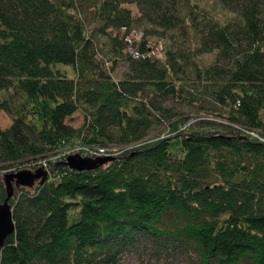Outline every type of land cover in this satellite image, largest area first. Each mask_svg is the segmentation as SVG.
I'll use <instances>...</instances> for the list:
<instances>
[{"label": "trees", "instance_id": "trees-1", "mask_svg": "<svg viewBox=\"0 0 264 264\" xmlns=\"http://www.w3.org/2000/svg\"><path fill=\"white\" fill-rule=\"evenodd\" d=\"M0 111V202L50 172L13 186L0 264H264V0H0ZM75 145L116 153L51 158Z\"/></svg>", "mask_w": 264, "mask_h": 264}, {"label": "water", "instance_id": "water-1", "mask_svg": "<svg viewBox=\"0 0 264 264\" xmlns=\"http://www.w3.org/2000/svg\"><path fill=\"white\" fill-rule=\"evenodd\" d=\"M112 156H99L96 158L83 157L79 154L68 156L66 163L74 170H93L100 165L112 160ZM49 173L42 167L32 171L29 169L20 170L17 172L5 173L3 176V183L5 187L6 196L0 202V246L3 244L6 236L14 231V224L11 215V207L9 199L13 193V186L32 187L38 181L39 184L44 183L48 179Z\"/></svg>", "mask_w": 264, "mask_h": 264}, {"label": "rangeland", "instance_id": "rangeland-1", "mask_svg": "<svg viewBox=\"0 0 264 264\" xmlns=\"http://www.w3.org/2000/svg\"><path fill=\"white\" fill-rule=\"evenodd\" d=\"M131 9L135 16L139 14L135 6H131ZM135 25L145 28V25L143 24L136 23ZM149 38L153 43H156L157 46H159L158 44L163 45L165 50L171 44V40L168 39L167 37L149 36ZM130 48H132V46H130ZM215 57H216V51H213L211 53L197 55L194 59L199 64L208 65L214 61ZM124 64H125L124 62H121L118 65L117 70L115 72V75L117 78L122 77V72L125 69ZM184 110H185L184 114L188 113V111H190L189 112L190 114H197L196 111H194L193 109L191 110L190 108H187V107ZM82 121H83L82 114L80 112L74 114L73 117L69 120V122L73 124L74 126H79L82 123ZM10 122H11V117L4 111H0V128L7 127L10 124ZM64 150H67V148H64L62 151ZM60 156L62 157L63 153L53 155L51 156V158L56 159V158H59ZM98 156H103V155H98ZM85 157H91V156H85ZM42 168L45 170L46 167L45 168L42 167ZM182 261L183 260L181 258L180 259L177 258L175 260H172V259L166 260L164 258L160 260H155V259H151L149 255L145 253L128 252L121 256L119 264H184V262Z\"/></svg>", "mask_w": 264, "mask_h": 264}, {"label": "built area", "instance_id": "built-area-1", "mask_svg": "<svg viewBox=\"0 0 264 264\" xmlns=\"http://www.w3.org/2000/svg\"><path fill=\"white\" fill-rule=\"evenodd\" d=\"M133 34L135 36H137V33H135V30L133 31ZM138 37V36H137ZM132 35H127L126 37V40L130 43V46H132ZM125 39V38H124ZM159 48L156 47L154 49H150V50H147L145 52H140L139 50L137 49H134L131 50V55L135 58V57H139L141 56L142 58H145V57H150L152 55H154L156 53V51L158 50ZM191 122V120H190ZM249 133L258 138L259 140H262L264 141V137L260 136V134L256 131H249ZM67 150H64L62 153L64 156H69L71 154H81L83 156H91V157H96L98 155H109V154H114L116 153V148H105V147H90V146H81V145H75V146H68L66 147ZM47 162L44 160L42 161L41 163V166L42 167H47Z\"/></svg>", "mask_w": 264, "mask_h": 264}, {"label": "bare ground", "instance_id": "bare-ground-1", "mask_svg": "<svg viewBox=\"0 0 264 264\" xmlns=\"http://www.w3.org/2000/svg\"><path fill=\"white\" fill-rule=\"evenodd\" d=\"M131 50H133V49L129 47L128 51H129L130 54H132V53H131ZM139 57H140V56H139ZM136 58H138V57H136ZM239 127H240V126H239ZM3 172H5V171H3ZM49 174H50V172H49ZM48 177H49V176H48ZM49 178H50V177H49ZM49 178H48V179H49Z\"/></svg>", "mask_w": 264, "mask_h": 264}]
</instances>
